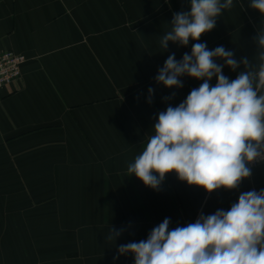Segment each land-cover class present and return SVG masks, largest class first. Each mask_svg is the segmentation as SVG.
Here are the masks:
<instances>
[{
    "label": "crops",
    "instance_id": "obj_1",
    "mask_svg": "<svg viewBox=\"0 0 264 264\" xmlns=\"http://www.w3.org/2000/svg\"><path fill=\"white\" fill-rule=\"evenodd\" d=\"M189 3L0 0V52L26 57L21 78L0 90V264H134L118 247L146 240L165 218L170 230L186 226L264 190V163L238 189L212 193L175 173L158 190L128 176L159 112L203 83L183 76L182 88L158 84L169 55L179 61L199 42L247 57L253 69L261 62L259 30L247 31L249 12L255 21L260 14L250 0H233L199 41L163 50L173 14ZM244 70L222 69L229 80ZM110 228L121 232L115 240Z\"/></svg>",
    "mask_w": 264,
    "mask_h": 264
},
{
    "label": "clouds",
    "instance_id": "obj_2",
    "mask_svg": "<svg viewBox=\"0 0 264 264\" xmlns=\"http://www.w3.org/2000/svg\"><path fill=\"white\" fill-rule=\"evenodd\" d=\"M232 6L233 0H190L189 11L173 14L160 47L166 50L169 41L180 46L199 41ZM250 7L264 15V0H250ZM255 42L262 50L257 69L247 57L237 61L232 51L223 46L209 50L206 43H194L191 54L184 53L179 61L174 53L168 56L155 77L158 84L182 88L183 76L203 83L178 106L159 112L154 134L128 165L129 177L158 190L175 173L208 193L238 189L251 177L249 165L264 161V29ZM241 64L245 70L235 79L223 74L224 66L235 71ZM213 77L215 86L210 84ZM148 93L151 103L153 89ZM169 225L165 218L146 240L120 245L118 254H132L134 264H264V190L243 192L228 210L201 213L186 226L170 230ZM120 234L110 228L109 238Z\"/></svg>",
    "mask_w": 264,
    "mask_h": 264
},
{
    "label": "built area",
    "instance_id": "obj_3",
    "mask_svg": "<svg viewBox=\"0 0 264 264\" xmlns=\"http://www.w3.org/2000/svg\"><path fill=\"white\" fill-rule=\"evenodd\" d=\"M25 61L26 57L23 54L13 50L5 49L0 52V90H10L13 84L21 78V68ZM262 163L264 161H258L250 164L249 167L254 168Z\"/></svg>",
    "mask_w": 264,
    "mask_h": 264
},
{
    "label": "rangeland",
    "instance_id": "obj_4",
    "mask_svg": "<svg viewBox=\"0 0 264 264\" xmlns=\"http://www.w3.org/2000/svg\"><path fill=\"white\" fill-rule=\"evenodd\" d=\"M263 19H264L263 15L259 14L258 20H256V21L253 20L252 16L250 15V12H249L248 22H247V31L255 32V31L264 29V22L262 23V21H261ZM256 191H261V190H256Z\"/></svg>",
    "mask_w": 264,
    "mask_h": 264
}]
</instances>
